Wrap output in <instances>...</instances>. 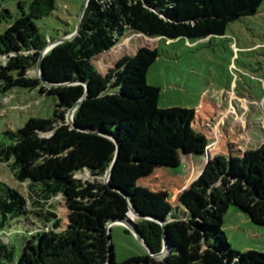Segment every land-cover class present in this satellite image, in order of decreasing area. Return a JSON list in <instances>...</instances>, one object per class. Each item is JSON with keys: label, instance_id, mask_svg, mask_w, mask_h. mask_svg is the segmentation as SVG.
Segmentation results:
<instances>
[{"label": "trees", "instance_id": "1", "mask_svg": "<svg viewBox=\"0 0 264 264\" xmlns=\"http://www.w3.org/2000/svg\"><path fill=\"white\" fill-rule=\"evenodd\" d=\"M263 3L90 0L79 35L44 58L50 87L29 72L45 47L57 40L48 41L35 22L53 13L56 0H32L28 12L26 1L20 0L22 16L0 34V101L26 88L58 96L59 104L52 118H32L19 130L0 134V163L28 185L25 197L0 180V264H264V253L234 251L223 230L232 207L264 227V143L209 159L172 206L131 179L141 182L147 170L175 163L172 141L188 154L206 155L209 141L199 124L203 119L193 110L159 107L160 89L147 83L160 56L157 48L125 56L105 76L93 65L96 58L114 53L128 32L149 41L224 36L231 23L256 16ZM6 14L11 17L8 10ZM84 96L73 126L67 115ZM112 167L109 184L75 177L87 171L102 178ZM58 197L70 210L65 229L56 211ZM130 205L144 217L134 223L153 254L163 251L166 234L163 258L110 259L107 228L127 219ZM28 215L43 227L30 229L18 245L4 242L17 224H28Z\"/></svg>", "mask_w": 264, "mask_h": 264}, {"label": "rangeland", "instance_id": "2", "mask_svg": "<svg viewBox=\"0 0 264 264\" xmlns=\"http://www.w3.org/2000/svg\"><path fill=\"white\" fill-rule=\"evenodd\" d=\"M19 1H0V34L22 16ZM25 1L28 12L32 0ZM86 2L56 0L53 13L35 22L48 41L62 38L67 32L77 30ZM137 34L128 32L114 53L96 58L93 65L105 76L125 56H134L143 47L157 48L160 56L147 74V83L160 89L159 107L193 110L198 120L203 119L199 124L209 141L206 155L188 154L178 142L172 141L175 163L164 169L147 170L141 182L131 179L176 206L175 191L181 193L188 188L200 176L209 159L227 156L230 150L257 149L264 143V3L256 16L231 23L224 36L196 42L161 38L149 41ZM29 75L38 77L37 66ZM58 104V96L44 95L39 89H15L0 101V134L7 129L19 130L32 118H52ZM75 177L83 183L105 182V177L95 178L87 171ZM0 180L28 197V185L16 181L10 169L1 163ZM56 200V211L65 229L70 210L62 197ZM131 219L138 220L133 215ZM27 220V226L17 224L4 242L12 241V245H18L30 229L43 227L32 215H28ZM223 230L234 251L264 253V227L255 225L245 212L232 207L224 218ZM111 236L114 256L119 263L148 254L135 234L124 225H114ZM17 247L19 257L22 251Z\"/></svg>", "mask_w": 264, "mask_h": 264}, {"label": "water", "instance_id": "3", "mask_svg": "<svg viewBox=\"0 0 264 264\" xmlns=\"http://www.w3.org/2000/svg\"><path fill=\"white\" fill-rule=\"evenodd\" d=\"M89 2L90 0H87L86 4H85V7H84V10H83V13L82 15L80 16V20H79V23H78V27H77V30L72 33L71 35H68V36H64L62 38H59L57 39L56 41L54 42H50L46 47L45 49L42 51L41 55H40V59H39V62H38V65H37V68H38V78L40 79V81L45 85V86H54L50 83H48L44 77V72H43V62H44V58L45 56L53 49L55 48L57 45L61 44V43H64L66 41H70L72 39H74L75 37H77L80 33V30H81V27H82V23H83V19H84V16H85V13L87 11V8L89 6ZM86 96H84L68 113L67 115V122L72 124L74 126V115H75V112L77 110V108L81 105V103L83 102V100L85 99ZM112 172H113V167L110 169V171L106 174L105 176V183L106 184H109V181H110V177L112 175ZM133 215L135 216L136 218L138 219H141V218H144L142 217L141 215H139L136 210L134 209V207L132 205L129 206V214L127 215V219L125 220H118V221H114L112 222L111 224H109L107 230H108V242H109V257L111 259V257H113L114 255V249H113V244H112V236H111V231H112V227L114 225H124L126 226L132 233L135 234V236L138 238L139 242L144 246V248L146 249L148 255L154 257V258H163L166 254H167V251H168V243H167V238H166V234L164 233V247H163V251L159 254H153L151 252V250L149 249L147 243L145 242V240H143V238L141 237V235L139 234L136 226H135V223H134V220L131 219V216L130 215ZM165 224L166 223H162L163 227H165Z\"/></svg>", "mask_w": 264, "mask_h": 264}, {"label": "crops", "instance_id": "4", "mask_svg": "<svg viewBox=\"0 0 264 264\" xmlns=\"http://www.w3.org/2000/svg\"><path fill=\"white\" fill-rule=\"evenodd\" d=\"M159 39H160V38H158V40H159ZM176 192H177V193H176ZM175 194H176V197H175V198H176V202H177V199H178V196H179V194H180V191H179V190H176V191H175Z\"/></svg>", "mask_w": 264, "mask_h": 264}, {"label": "bare ground", "instance_id": "5", "mask_svg": "<svg viewBox=\"0 0 264 264\" xmlns=\"http://www.w3.org/2000/svg\"><path fill=\"white\" fill-rule=\"evenodd\" d=\"M131 216H132V214H131Z\"/></svg>", "mask_w": 264, "mask_h": 264}]
</instances>
